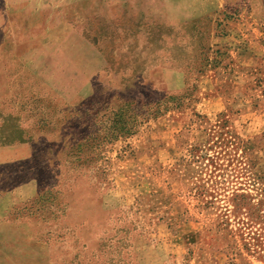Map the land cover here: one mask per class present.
Instances as JSON below:
<instances>
[{
    "label": "rangeland",
    "instance_id": "374dc122",
    "mask_svg": "<svg viewBox=\"0 0 264 264\" xmlns=\"http://www.w3.org/2000/svg\"><path fill=\"white\" fill-rule=\"evenodd\" d=\"M14 1L0 264H264V0Z\"/></svg>",
    "mask_w": 264,
    "mask_h": 264
},
{
    "label": "crops",
    "instance_id": "0c3cea01",
    "mask_svg": "<svg viewBox=\"0 0 264 264\" xmlns=\"http://www.w3.org/2000/svg\"><path fill=\"white\" fill-rule=\"evenodd\" d=\"M9 1H10V4H9ZM6 0V3H7V6H9L10 8L16 6L15 4L18 3V5H20L22 3V1H14V0ZM20 3V4H19Z\"/></svg>",
    "mask_w": 264,
    "mask_h": 264
}]
</instances>
